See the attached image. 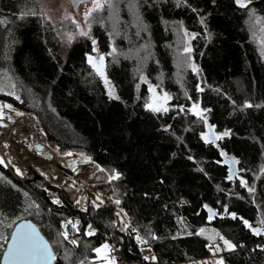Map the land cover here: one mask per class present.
Returning a JSON list of instances; mask_svg holds the SVG:
<instances>
[{"label":"trees","instance_id":"1","mask_svg":"<svg viewBox=\"0 0 264 264\" xmlns=\"http://www.w3.org/2000/svg\"><path fill=\"white\" fill-rule=\"evenodd\" d=\"M86 23L52 22L38 0H0V102L35 117L47 148L90 161L87 182L109 204L89 198L82 211L61 166L59 188L34 167L16 176L0 164V215L32 212L54 264H102L94 250L105 239L120 242L126 264H264V0H107ZM95 55L110 84L89 64ZM6 77L17 96L1 91ZM165 93L167 112L147 107ZM73 218L75 245L60 235ZM90 221L98 234L86 233Z\"/></svg>","mask_w":264,"mask_h":264},{"label":"rangeland","instance_id":"2","mask_svg":"<svg viewBox=\"0 0 264 264\" xmlns=\"http://www.w3.org/2000/svg\"><path fill=\"white\" fill-rule=\"evenodd\" d=\"M38 1L40 2V4L42 5V8L46 12V16L52 22H57L58 20H61L62 18L66 17V18L71 19L76 24V26H78L82 30H85L87 28V23H86L84 13L87 10L92 8V0H38ZM97 57H98L97 55L92 56L93 61ZM14 87H15L14 80L7 79V77H6L4 79V83H2V85H1V91L8 94V95H11V96H17V93L15 92ZM160 96H162V95H160ZM151 103H152V101H151ZM156 103H163V101L157 100ZM2 104L3 103H1L0 108L2 107ZM7 104H9V103H7ZM169 106H170V104H169ZM20 112L25 114L22 111H20ZM25 115H27L30 118L32 117L31 115H28V114H25ZM35 120H36V118H35ZM38 128H39L38 129V140L41 141L39 139V134H40L39 122H38ZM5 130H7V127H4L3 125L0 124V158H3V160H4V163L1 165H4L8 168L7 163H13L16 167L14 169L15 170L18 169L19 172L28 171V169L31 167H34L35 169L36 168L39 169L38 167H36L33 164H27L24 166L20 163L18 158L11 152L10 146L5 141H2V139H1V133L4 132ZM46 150L52 152L53 154H55L60 159H63V160L65 159L67 161L68 160L76 161L77 163L82 165V168H83L84 173H85L84 175L79 176V174L75 171V173L78 174V177H77L72 169L65 166L63 163L57 162V167H58L60 173L65 178V183H63L61 185L55 184L50 178H48V175L46 173L41 172V174H43L46 177V179L50 185L60 188V187H63L68 182L69 177H67L64 174V172L61 171V168H60V166H61L65 169L69 168L68 170L73 172L72 182H73V184H76V186L78 188V192L80 191L79 193H80V198H81L82 202H85L88 198H93V195H95L96 192H99L98 190L92 189L90 187L89 183L87 182V180L93 181V179L90 178V177L93 178V175L91 173H89L90 169L87 165V160H85V158H83L82 160H81V158H79L80 154L76 156L72 152L71 155L66 154L64 156H60L56 152H54L53 150L47 148V146H46ZM19 172L14 171L13 173H14V175L18 176ZM236 174H237V172H236ZM0 180L4 181V179L2 177H0ZM79 183L81 184L80 186H79ZM3 188L4 187H2L0 185V189L2 190V192H4ZM79 193H78V197H79ZM103 197H104V195H103ZM105 199H106V197H105ZM24 208L25 207H22L21 210H19L18 212L23 211ZM27 214L32 215V212L28 211L27 213H25L21 216H16L12 220H6L5 216L0 215V261H1L2 255H3V252L5 250L7 241H8L10 234L13 230L12 228H14L13 226H15V223H17L20 220L31 219V218H29V215H27ZM3 237H6L7 239H4ZM104 244H108V243L104 242L99 248H102V246ZM105 257H107V258H105ZM96 259L99 260L100 263H102V264H116V259L113 255L112 251L102 252L99 255L96 253Z\"/></svg>","mask_w":264,"mask_h":264},{"label":"snow or ice","instance_id":"3","mask_svg":"<svg viewBox=\"0 0 264 264\" xmlns=\"http://www.w3.org/2000/svg\"><path fill=\"white\" fill-rule=\"evenodd\" d=\"M107 2V0H92V8L87 10L84 15H85V19L87 20V18L93 13V12H98L103 10V8L105 7V3ZM235 3L240 7V8H247L248 5L251 3V0H235ZM110 6V5H109ZM80 35L82 36H87L88 33L85 31H81ZM93 44H95V41H93ZM114 51V50H113ZM186 51H191V49H187ZM88 62L89 64L92 65V67L95 69V71L97 72L98 75H100L105 84H110V81H108L107 76L104 72V57L100 56L98 57V59L94 62L93 58L91 56L88 57ZM193 71H198V69L193 66ZM151 92L155 93V88H150L149 89ZM202 91V89H201ZM109 96H113V90L111 88H109ZM17 99H19V97H17ZM160 100L163 101V103H150L147 105V107L154 111V112H160V111H165L167 112L168 109L167 107H165V103L171 99L170 96H168L167 93L164 94V96L162 98H158ZM247 107H252L251 104L246 105ZM5 107H11V105H6ZM181 111H183V109H181ZM190 111H192L195 115H197L198 117H200L201 119H204L206 121V117L203 115V110L199 109V106L194 104L192 109H190ZM19 114V113H18ZM223 135H228L227 132H225ZM221 136H214L213 138L209 139V137L206 135L204 137L205 141L208 143H214L215 140L221 139ZM222 155H225V153H221ZM67 155H71V153H68ZM4 160L3 158H0V164H3ZM233 163H235V161H233ZM17 171L19 172V170L17 169ZM118 176H113L112 179H117ZM229 179H231L232 177L229 176ZM245 183L246 182H243ZM250 192L252 191L251 188L248 189ZM55 203L59 204L60 201L56 200L54 201ZM77 203H80V201L78 200ZM117 204L120 203L119 200L116 201ZM207 207V206H206ZM211 209H209V212L211 213ZM119 215V214H118ZM234 216V214H233ZM211 218V217H210ZM68 224H72V226L75 228L76 224L73 223L72 221H68ZM245 225L248 226L249 228L252 229V231L257 234L260 235L261 234V229H257V228H252V225H250L248 223V221H244ZM89 228H91V225H89ZM204 229L200 230V234L204 233ZM88 235H94L93 231H89L87 233ZM61 236H63L64 240L68 239V232L65 231L63 233L60 234ZM4 239H7L6 237H3ZM210 239H212L213 237H209ZM139 239V237H138ZM221 239H223V237H221ZM12 245L11 247L8 249L7 251V255L6 258L12 262V264H35V262L38 261H43L45 262V264H47L48 261L54 260L55 257L51 252L50 249V245L46 242L43 241L38 234L36 233V230L33 228V226L31 225H25L24 228L18 230L12 237ZM72 244H76L77 241L76 240H72L71 241ZM224 245L227 247V250H233L235 248V245H233L230 241L228 240H224ZM209 248H212V245H209ZM216 250L219 251V246L216 247ZM98 255L102 252H110L111 248L108 244H104L102 246V248H97L94 250ZM107 258V257H105ZM145 259L147 260L148 257H145ZM81 264H83V262H81ZM218 264H224L223 259H221Z\"/></svg>","mask_w":264,"mask_h":264},{"label":"bare ground","instance_id":"4","mask_svg":"<svg viewBox=\"0 0 264 264\" xmlns=\"http://www.w3.org/2000/svg\"><path fill=\"white\" fill-rule=\"evenodd\" d=\"M6 105L8 104L3 103L0 108V124L7 127V130L1 133V139L10 146L11 152L22 165H35L42 173H46L48 178L55 184L59 185L65 183V178L60 173L57 162L63 163L72 169L74 173L76 171L79 176L85 174L82 165L76 161L60 159L48 150L39 151L36 148V145L39 143L37 121L12 108V106L10 108L5 107ZM77 173L75 174L78 177ZM100 196L102 195L100 194Z\"/></svg>","mask_w":264,"mask_h":264},{"label":"built area","instance_id":"5","mask_svg":"<svg viewBox=\"0 0 264 264\" xmlns=\"http://www.w3.org/2000/svg\"><path fill=\"white\" fill-rule=\"evenodd\" d=\"M88 163H90V161H87V165H88ZM7 166H8L9 169H12L13 172L14 171H17V170L14 169L16 167H15V165L13 163H7ZM99 169H101V166H99ZM89 173H91L93 175V178L90 177L91 179L95 180L97 178V172H92L90 170ZM80 185L81 184L79 183V186ZM98 191L99 192H96V194L93 195V198H91L92 202L96 206H107L109 204L108 198L105 196V194L102 191H100V190H98ZM100 194L102 196H100ZM103 195H104V197H103ZM105 197H106V199H105ZM88 199L85 202H82L81 201V198H80V193H79V201H80L79 206H80V209L82 211H84V212H86L87 209H88ZM115 213H116V220H117L118 227H122V226L123 227H127L129 225L128 219L125 216V213L122 211V209L119 206L116 207ZM69 221H72L73 223H75L76 224V227L74 228L72 226V224H68L69 225V228L67 230V232H68V239L70 241L76 240L75 235H74V232H78V222H77V220L75 218L70 219ZM89 225H91V228H89ZM89 231H93L94 232V235H96V234H98L100 232L99 229L97 228V226L92 221L89 222V224H88V226L86 228V233H88ZM89 236H91V235H89ZM138 237H139V239H138ZM136 239L137 240H140V239L142 240V235L138 233L136 235ZM105 242H107L109 244V246L111 248V251H112V253H113V255H114L115 259H116V263L117 264H126V263H124L123 259L121 258V254H120V251H119L120 250V246H121L120 242H110L107 239H105ZM210 245H212V244H210ZM211 249L212 250L214 249V246L213 245H212V248ZM142 251L144 253V257H148L147 260L151 259V257H152V251H151L150 248L145 247V248L142 249ZM215 256H217V255H215ZM200 262H202L203 264H212L209 258L203 259Z\"/></svg>","mask_w":264,"mask_h":264},{"label":"water","instance_id":"6","mask_svg":"<svg viewBox=\"0 0 264 264\" xmlns=\"http://www.w3.org/2000/svg\"><path fill=\"white\" fill-rule=\"evenodd\" d=\"M100 57V56H98ZM98 57L96 58V60L98 59ZM95 61V60H94ZM156 103V101L153 99L152 103ZM1 104V102H0ZM169 104H170V100H168L166 103H165V107H167V109H169ZM10 105V104H9ZM12 108H14L12 106ZM200 109V108H199ZM32 119L35 120V118L32 116L31 117ZM38 123V122H37ZM207 129H208V132H210V134H212V128H211V125L210 123L207 121ZM214 136H212L213 138ZM217 140H215L216 142ZM36 148L39 150V151H44L46 150V146L43 142L39 141V143L36 145ZM230 165L232 164L231 162H228ZM37 169V168H36ZM40 173L41 171L39 169H37ZM25 225H31L33 226V228L36 230V233L38 234V236L43 240V241H46L49 245H50V249H51V252L52 254L54 255L55 259L54 260H51V261H48L47 264H54L56 262V255H55V252L51 246V244L49 243V241L47 240V238L45 237V235L42 233L41 229L39 228V226L31 219H23V220H20L19 222L16 223V225L14 226L11 234H10V237L7 241V244H6V247H5V250L3 252V255H2V258H1V261H0V264H12L11 261H9L7 258H6V255H7V251L8 249L11 247L13 241H12V237L13 235L20 229L24 228ZM65 229H67V225L65 226ZM35 264H45V262L43 261H38V262H35Z\"/></svg>","mask_w":264,"mask_h":264},{"label":"flooded vegetation","instance_id":"7","mask_svg":"<svg viewBox=\"0 0 264 264\" xmlns=\"http://www.w3.org/2000/svg\"><path fill=\"white\" fill-rule=\"evenodd\" d=\"M96 60V59H94ZM208 134L210 135V132H208ZM233 171H234V176L236 175V170H235V166L232 165Z\"/></svg>","mask_w":264,"mask_h":264}]
</instances>
